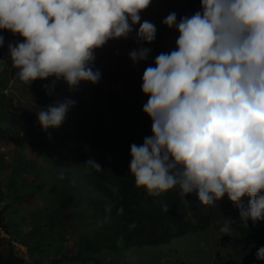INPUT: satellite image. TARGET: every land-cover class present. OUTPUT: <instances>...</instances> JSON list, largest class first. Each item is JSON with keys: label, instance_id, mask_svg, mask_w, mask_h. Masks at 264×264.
I'll return each mask as SVG.
<instances>
[{"label": "trees", "instance_id": "obj_1", "mask_svg": "<svg viewBox=\"0 0 264 264\" xmlns=\"http://www.w3.org/2000/svg\"><path fill=\"white\" fill-rule=\"evenodd\" d=\"M184 4L198 42L199 70L179 63L161 44L154 22ZM264 0H49L38 7L43 28L69 47L90 80V100L76 95L70 117L59 119L47 93V74L38 69L40 108L33 113L10 103L0 118V141L32 146L64 167L58 200L64 208L89 212L99 221V241L78 239L75 258L91 260L104 249L167 245L175 238L219 228V220L246 210L253 215L231 224L232 260L225 264H264ZM131 31L160 56L149 67L136 59ZM18 72L14 69L13 74ZM115 82L130 91L119 98L100 86ZM74 161L89 172L74 171ZM120 161L111 177L109 163ZM237 163L243 177L260 175L261 190L248 199L205 211L193 187L204 163ZM4 159L0 156V169ZM34 160L14 165L9 188H34ZM20 182V183H19ZM89 185L105 197L103 206L85 198ZM25 192L17 197L22 200ZM187 203L182 213L181 197ZM4 191L0 181V204ZM0 209V264H30L19 256ZM220 230V229H219ZM222 230V229H221ZM220 230V232H222ZM55 260L52 264H58Z\"/></svg>", "mask_w": 264, "mask_h": 264}, {"label": "rangeland", "instance_id": "obj_2", "mask_svg": "<svg viewBox=\"0 0 264 264\" xmlns=\"http://www.w3.org/2000/svg\"><path fill=\"white\" fill-rule=\"evenodd\" d=\"M49 0H0V118L5 117V109L11 102L20 103L33 113L40 108L36 85L40 80L38 69L48 77L47 93L52 102V111L59 119L70 117L71 106L76 95L84 101L90 100V80L69 47L53 36V26L43 28L38 18V7ZM259 20L264 21L260 15ZM156 31L162 36L161 44L175 53L179 63L195 70L200 69L198 42L188 25V13L184 4L178 5L168 14L154 22ZM121 41H132L136 59L145 67L158 61L160 57L153 47H145L129 30L120 36ZM18 72L13 74L14 69ZM100 86L116 94L128 97L130 91L115 82H100ZM0 156L4 167L0 169V181L4 200L0 209L6 207L7 231L2 236L13 240L16 253L30 264H225L232 260L231 242H238L231 224L246 220L253 215L252 210L240 212L219 220V228L208 227L205 231L192 233L173 239L167 245L129 248L120 252L104 249L91 260L89 254L75 258L78 239L81 235L99 241V221L89 212H78L72 207L64 208L58 200L59 176L64 167L55 164L54 159L25 144L14 145L0 141ZM25 160H34L39 170V180L34 188H9L10 173L14 165ZM121 162L107 166L111 178L120 168ZM74 171L86 174L74 161ZM260 175L256 173L243 177L237 163L228 161L206 162L193 173V187L198 193L205 211L234 203L238 199H248L261 190ZM20 183V182H19ZM85 198L97 207L103 206L105 197L89 185H83ZM109 187L116 192L113 178ZM25 192L22 200L17 197ZM187 203L181 197V211L187 213ZM259 209L264 218V209ZM187 213L186 219H191ZM222 232H220V230Z\"/></svg>", "mask_w": 264, "mask_h": 264}]
</instances>
